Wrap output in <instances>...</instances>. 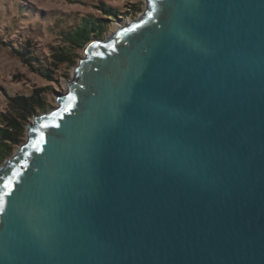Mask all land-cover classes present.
<instances>
[{
	"label": "water",
	"instance_id": "95a60500",
	"mask_svg": "<svg viewBox=\"0 0 264 264\" xmlns=\"http://www.w3.org/2000/svg\"><path fill=\"white\" fill-rule=\"evenodd\" d=\"M83 53L0 166V264H264V0H146Z\"/></svg>",
	"mask_w": 264,
	"mask_h": 264
},
{
	"label": "rangeland",
	"instance_id": "374dc122",
	"mask_svg": "<svg viewBox=\"0 0 264 264\" xmlns=\"http://www.w3.org/2000/svg\"><path fill=\"white\" fill-rule=\"evenodd\" d=\"M101 6L115 10L118 17L105 15ZM145 9L146 0H0V116L8 112V99L17 96L44 99L50 106L48 111L57 107L56 98L68 91L78 65L65 64L53 56L55 48L66 46L64 33L92 17L107 22V38ZM77 54L79 63L83 50ZM45 70L51 78L41 74ZM27 139L26 129L20 145Z\"/></svg>",
	"mask_w": 264,
	"mask_h": 264
},
{
	"label": "trees",
	"instance_id": "16d2710c",
	"mask_svg": "<svg viewBox=\"0 0 264 264\" xmlns=\"http://www.w3.org/2000/svg\"><path fill=\"white\" fill-rule=\"evenodd\" d=\"M105 15L118 17L115 10L101 6ZM107 22L95 18H87L80 25L62 35L65 47L55 48V59L65 64L75 66L78 64L79 50L93 39H105L108 32ZM41 74L51 78L49 71ZM46 101L37 96H17L8 99V112L0 116V166L10 158L23 138L26 137V126L30 120L39 114L48 112L50 109Z\"/></svg>",
	"mask_w": 264,
	"mask_h": 264
},
{
	"label": "snow or ice",
	"instance_id": "6c2138e0",
	"mask_svg": "<svg viewBox=\"0 0 264 264\" xmlns=\"http://www.w3.org/2000/svg\"><path fill=\"white\" fill-rule=\"evenodd\" d=\"M10 186H11L10 183H6L4 187H5V189H7V188H9ZM9 194H10V193H9ZM2 203H3V201H0V204H2Z\"/></svg>",
	"mask_w": 264,
	"mask_h": 264
}]
</instances>
